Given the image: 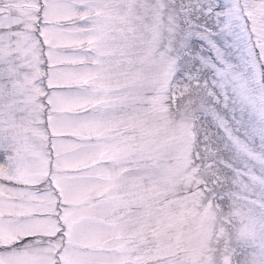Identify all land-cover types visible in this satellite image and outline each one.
Instances as JSON below:
<instances>
[{"label":"snow or ice","instance_id":"1","mask_svg":"<svg viewBox=\"0 0 264 264\" xmlns=\"http://www.w3.org/2000/svg\"><path fill=\"white\" fill-rule=\"evenodd\" d=\"M0 264H264V0H0Z\"/></svg>","mask_w":264,"mask_h":264}]
</instances>
